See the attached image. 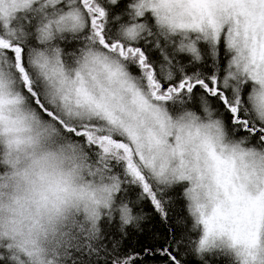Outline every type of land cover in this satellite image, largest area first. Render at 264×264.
Returning <instances> with one entry per match:
<instances>
[{
    "label": "snow or ice",
    "instance_id": "6c2138e0",
    "mask_svg": "<svg viewBox=\"0 0 264 264\" xmlns=\"http://www.w3.org/2000/svg\"><path fill=\"white\" fill-rule=\"evenodd\" d=\"M150 259L264 264V0H0V264Z\"/></svg>",
    "mask_w": 264,
    "mask_h": 264
},
{
    "label": "trees",
    "instance_id": "16d2710c",
    "mask_svg": "<svg viewBox=\"0 0 264 264\" xmlns=\"http://www.w3.org/2000/svg\"><path fill=\"white\" fill-rule=\"evenodd\" d=\"M143 207L144 211L150 217V219L144 224L145 230L143 233L132 231L131 235L127 240V244L130 245L131 248L135 249H140L145 245L156 244L158 240L163 239L166 233V226L152 211L151 207L147 204H145ZM147 264H159V261L150 259Z\"/></svg>",
    "mask_w": 264,
    "mask_h": 264
}]
</instances>
